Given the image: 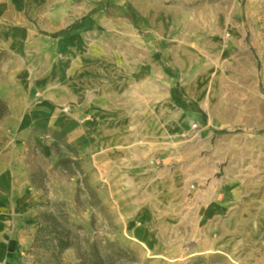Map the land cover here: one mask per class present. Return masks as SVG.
Instances as JSON below:
<instances>
[{"label":"rangeland","instance_id":"374dc122","mask_svg":"<svg viewBox=\"0 0 264 264\" xmlns=\"http://www.w3.org/2000/svg\"><path fill=\"white\" fill-rule=\"evenodd\" d=\"M60 9L76 14L60 20L78 30L61 63L76 94L52 79L43 90L67 125L4 120L0 157L38 186L32 242L47 224L70 247L56 260L31 242L0 264H264V0ZM27 53L19 67L0 54L6 89V70L58 74L54 50ZM48 128L74 152L28 140Z\"/></svg>","mask_w":264,"mask_h":264},{"label":"crops","instance_id":"0c3cea01","mask_svg":"<svg viewBox=\"0 0 264 264\" xmlns=\"http://www.w3.org/2000/svg\"><path fill=\"white\" fill-rule=\"evenodd\" d=\"M71 1L74 0H0V54L16 60L17 67L27 59V52L46 48L54 50L62 59L58 63V74L48 77L36 64L31 65L28 72L6 70L5 75L10 76L8 78L16 87L6 89L0 83V97L9 110L4 120L11 118L25 129L32 125L66 127L65 119L55 115L53 105L44 101L49 96L43 86L52 79L58 86L67 87L66 80L62 79L61 74L66 72L61 71V63H70L76 55L78 30L75 24L61 26L62 18L75 19L76 14H62L60 3ZM68 80V92L75 98L73 89H77V83ZM36 191L25 172L14 165L12 156L0 157V260L14 255L17 247L23 250L30 246V228L38 222L35 209L40 199Z\"/></svg>","mask_w":264,"mask_h":264},{"label":"trees","instance_id":"16d2710c","mask_svg":"<svg viewBox=\"0 0 264 264\" xmlns=\"http://www.w3.org/2000/svg\"><path fill=\"white\" fill-rule=\"evenodd\" d=\"M8 114V106L6 102L0 97V124L4 118L8 116ZM34 136L44 137L51 152H53L55 149L58 151L63 150L72 153L74 152L72 146L68 144L66 140L63 139L61 134L56 130L51 128H48L43 132L33 130L28 140L35 146H38L37 142L32 139ZM41 153L43 152L41 151ZM66 162L68 161H62V163ZM31 184L34 188H38V186L34 184L33 181H31ZM69 247L70 242L66 238L60 236L54 229H52L50 225L44 224L38 226L30 250L44 249L51 252L56 260H58L61 253L67 250Z\"/></svg>","mask_w":264,"mask_h":264}]
</instances>
